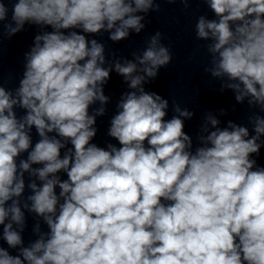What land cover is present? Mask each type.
I'll use <instances>...</instances> for the list:
<instances>
[{
  "label": "clouds",
  "instance_id": "obj_1",
  "mask_svg": "<svg viewBox=\"0 0 264 264\" xmlns=\"http://www.w3.org/2000/svg\"><path fill=\"white\" fill-rule=\"evenodd\" d=\"M161 2L193 0H0V37L38 29L18 86L0 84V264H264V0H200L215 17L195 23L204 71L251 115L205 113L195 147V113L173 103L166 119L145 87L173 59L162 33L131 59L89 38L139 35ZM113 72L128 90L107 129L118 146L101 147Z\"/></svg>",
  "mask_w": 264,
  "mask_h": 264
}]
</instances>
